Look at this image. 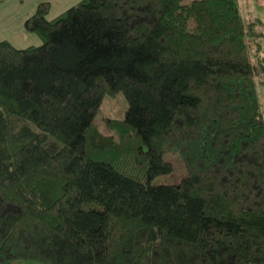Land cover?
Listing matches in <instances>:
<instances>
[{"label": "trees", "instance_id": "16d2710c", "mask_svg": "<svg viewBox=\"0 0 264 264\" xmlns=\"http://www.w3.org/2000/svg\"><path fill=\"white\" fill-rule=\"evenodd\" d=\"M0 40V264H264V22L238 0H79ZM256 61V62H255ZM122 90L125 116L95 122ZM180 155L187 175L154 182Z\"/></svg>", "mask_w": 264, "mask_h": 264}, {"label": "rangeland", "instance_id": "374dc122", "mask_svg": "<svg viewBox=\"0 0 264 264\" xmlns=\"http://www.w3.org/2000/svg\"><path fill=\"white\" fill-rule=\"evenodd\" d=\"M241 7V11L245 19L253 17L254 15L260 17L264 22V0H238ZM264 55V48L261 51ZM256 62V61H255ZM264 78V71H257V75L260 78ZM260 97L264 106V82L259 86ZM129 102L122 90L116 93L106 94L99 111L96 113L94 120L96 124L106 133L117 134L115 130H112L108 123L107 118L116 117L121 118L125 116L126 110L128 108ZM165 157L169 159L172 164V170L164 173H160L153 178L154 182H179L184 176L187 175V170L184 166L180 155L174 152L165 153ZM12 264H47L44 261L37 259L22 258L18 259Z\"/></svg>", "mask_w": 264, "mask_h": 264}, {"label": "crops", "instance_id": "0c3cea01", "mask_svg": "<svg viewBox=\"0 0 264 264\" xmlns=\"http://www.w3.org/2000/svg\"><path fill=\"white\" fill-rule=\"evenodd\" d=\"M42 0H0V40L7 38L18 47L40 44L41 36L25 27V20L33 14ZM48 18H53L79 0H48Z\"/></svg>", "mask_w": 264, "mask_h": 264}]
</instances>
